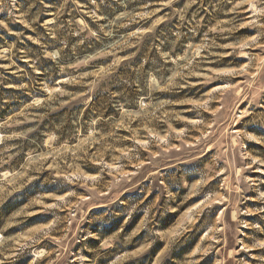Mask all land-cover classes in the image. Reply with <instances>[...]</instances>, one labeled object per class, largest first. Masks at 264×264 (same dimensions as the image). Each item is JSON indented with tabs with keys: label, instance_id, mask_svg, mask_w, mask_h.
Instances as JSON below:
<instances>
[{
	"label": "rangeland",
	"instance_id": "1",
	"mask_svg": "<svg viewBox=\"0 0 264 264\" xmlns=\"http://www.w3.org/2000/svg\"><path fill=\"white\" fill-rule=\"evenodd\" d=\"M0 264H264V0H0Z\"/></svg>",
	"mask_w": 264,
	"mask_h": 264
}]
</instances>
